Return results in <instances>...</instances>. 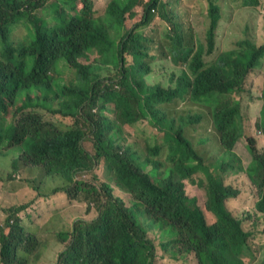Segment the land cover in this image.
I'll return each mask as SVG.
<instances>
[{
    "label": "trees",
    "instance_id": "obj_1",
    "mask_svg": "<svg viewBox=\"0 0 264 264\" xmlns=\"http://www.w3.org/2000/svg\"><path fill=\"white\" fill-rule=\"evenodd\" d=\"M143 1L111 0L98 15L95 0H64L59 7L51 0H0V159L10 192L17 182L33 190L30 202L5 210L0 264H44L34 258L38 237L19 213L45 196L56 210L85 202L89 213L96 212L59 232L63 246L53 264H164L166 256L190 254L196 264H251L252 253L262 251L252 249V228L227 205L240 192L224 176L243 171L235 153L245 137L239 96L247 92L249 75L264 65V42L249 36L246 26V38L233 50L211 58L227 23L219 0H207L208 11L188 32L167 12L171 0H148L142 20L129 30L126 15ZM48 4L52 21L36 15ZM241 6L254 9L260 0H241ZM156 16L169 24L165 40L173 64L187 67L166 86L146 84L150 62L138 31ZM20 26L30 34L16 47ZM193 54L200 55L197 66L190 63ZM104 70L107 76L100 75ZM185 99L209 108L220 163L205 162L186 136L187 120L170 114L168 106ZM261 101L259 137L264 88ZM67 118L72 121L64 124ZM198 121L200 116L188 117L189 124ZM145 127L151 136L139 134ZM250 154L248 178L256 188V214L264 217V151ZM193 184L205 188L208 213Z\"/></svg>",
    "mask_w": 264,
    "mask_h": 264
},
{
    "label": "rangeland",
    "instance_id": "obj_2",
    "mask_svg": "<svg viewBox=\"0 0 264 264\" xmlns=\"http://www.w3.org/2000/svg\"><path fill=\"white\" fill-rule=\"evenodd\" d=\"M64 0H51L55 7H59ZM111 0H95L96 12L102 15ZM166 1V0H164ZM222 12L227 18L225 31H221L217 38V49L211 58L216 57L222 52H229L234 49V44L246 37L243 36L242 30L246 26L250 29L249 36L256 38L258 43L264 42V0H260V6L254 9H247L241 6V0H219ZM148 0L138 4L134 11H130L125 18L126 27L130 30L142 20L143 6ZM52 5V6H53ZM80 7L82 5H79ZM177 15L186 32L189 29H194L197 21L200 20L201 15L208 11L207 0H171L167 6L169 15L171 12ZM39 17L52 21L49 4L43 10L36 12ZM171 16V15H170ZM169 30V24L163 22L157 16L144 29H138L142 33L143 46L147 47V59L150 62V73L146 76V84L162 85L172 83L171 78L175 72L179 76L181 68H187L184 64L176 66L173 64L172 56L166 49L167 41L165 35ZM30 32L24 27L20 26L14 33L13 39L17 41L16 47L24 42L29 37ZM201 54V53H200ZM200 55L191 57L190 63L197 66ZM83 60V59H82ZM81 60V61H82ZM90 61V60H88ZM128 64H132V58L128 57ZM108 70L100 73L101 76H107ZM129 74V72H128ZM75 73L71 72L67 76V81L74 78ZM115 76H119V70L115 69ZM175 83V82H173ZM264 88V65L262 68L254 70L246 80L247 92L239 96L242 110L243 123L245 128V137L242 138L235 147V153L240 157L243 171H235L232 174L224 176L225 184L231 185L236 191L240 192L235 199L227 201V205L232 211L233 215L242 220V223L249 228L253 237L250 240L252 249L261 248L257 254L252 255L247 259L251 264H264V217L256 214L255 204L258 201L256 195V188L251 184L248 178V170L252 166L253 151H264V136H256L255 125L259 118V113L262 107L261 92ZM171 115H176V118H185L187 120L186 136L190 139L196 150L203 155L205 162L208 164L220 163L222 159L219 156L222 154L220 139L209 114V108L204 104H196L190 100H177L168 106ZM189 116H200V121L188 123ZM59 123L63 119L58 115ZM72 119H64V124L71 123ZM152 128H146L144 133L146 137L151 136ZM128 138L131 137L129 132H126ZM163 134V133H162ZM153 138V137H151ZM255 140L256 148L253 147L251 141ZM144 140H140L143 145ZM86 146L91 149V144ZM5 160L0 159V223H3L7 217L6 209L14 207L19 203L30 202L33 197L32 189L22 182L11 184L14 192H10L11 188L4 182ZM196 181V177H195ZM199 190V200L201 207L205 213H208L206 208V196H204L205 188L193 184ZM29 188V189H28ZM32 190V191H31ZM49 191V190H48ZM47 191V192H48ZM114 192V190H113ZM232 191L231 193H233ZM88 206L85 202H75L66 209L56 210L53 201L48 197H36L33 204L24 211L19 213L22 224L28 232L34 233L38 237V250L34 254V258L41 259L44 264H53L57 260L58 254L63 244L59 242V232H65L67 229L72 231L76 218L93 217L96 212L93 210L90 213L87 211ZM63 217L64 221L60 218ZM253 223V224H252ZM170 230L167 231L169 234ZM37 239V238H36ZM69 242V238L65 243ZM164 264H196L194 255L180 256L178 260H171L167 256L163 259Z\"/></svg>",
    "mask_w": 264,
    "mask_h": 264
},
{
    "label": "clouds",
    "instance_id": "obj_3",
    "mask_svg": "<svg viewBox=\"0 0 264 264\" xmlns=\"http://www.w3.org/2000/svg\"><path fill=\"white\" fill-rule=\"evenodd\" d=\"M256 210V209H255ZM232 212V211H231ZM257 212V211H256ZM236 217V216H235Z\"/></svg>",
    "mask_w": 264,
    "mask_h": 264
}]
</instances>
